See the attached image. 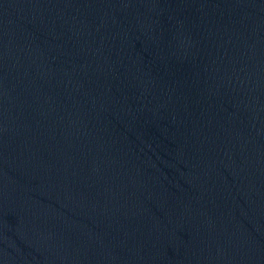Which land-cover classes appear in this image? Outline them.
I'll return each mask as SVG.
<instances>
[{
    "label": "water",
    "instance_id": "1",
    "mask_svg": "<svg viewBox=\"0 0 264 264\" xmlns=\"http://www.w3.org/2000/svg\"><path fill=\"white\" fill-rule=\"evenodd\" d=\"M0 264H264V0H0Z\"/></svg>",
    "mask_w": 264,
    "mask_h": 264
}]
</instances>
